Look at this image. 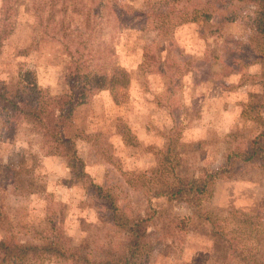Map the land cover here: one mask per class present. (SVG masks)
<instances>
[{
	"label": "rangeland",
	"instance_id": "obj_1",
	"mask_svg": "<svg viewBox=\"0 0 264 264\" xmlns=\"http://www.w3.org/2000/svg\"><path fill=\"white\" fill-rule=\"evenodd\" d=\"M171 2L53 0L51 8L49 0H12L0 81L22 80L51 95L78 92L87 80L67 78L78 48L94 58L92 68L125 69L126 87L88 91L69 108L63 134L76 139L85 170L127 213L151 216L146 264H245L187 203L163 191L177 176L220 169L260 130L264 78L262 63L251 62L254 7L243 5L237 20L217 30L200 21L156 26L151 12ZM42 146L38 125L0 110V237L37 240L53 235L61 220L73 244L89 251L111 237L121 240L110 214L87 193L88 182L75 177L65 157L46 154ZM23 155L32 169L16 183L11 170ZM235 172L216 181L201 208L218 219L227 239L264 261V167L241 163ZM12 264L64 263L45 256Z\"/></svg>",
	"mask_w": 264,
	"mask_h": 264
},
{
	"label": "trees",
	"instance_id": "obj_2",
	"mask_svg": "<svg viewBox=\"0 0 264 264\" xmlns=\"http://www.w3.org/2000/svg\"><path fill=\"white\" fill-rule=\"evenodd\" d=\"M171 4L151 12L154 19L159 21L156 26L162 25V28L170 29L190 21H200L208 28L217 30L223 28L226 23L237 20L243 5L254 7L256 28L253 39L256 40V44L252 49L251 62L262 63L264 78V0H198L193 3L190 0H172ZM13 7L12 0H3L0 52L3 42L13 30ZM49 7H53V0H49ZM60 27L62 33L68 35L70 29L68 22L62 20ZM67 49H70L69 46ZM76 52L79 55L71 57L67 78L75 84L87 80L80 83L78 92L73 89L70 93L51 95L42 88L24 83L22 80L16 83L0 81V110L20 115L38 125L43 141L42 150L46 154H59L65 157L75 177L88 182L87 193L100 202L97 204L99 207H104L107 211L106 215L110 214L111 227L121 240L116 242L111 237L99 250L89 251L85 246L73 244L72 239L63 229L64 222L60 220L62 224L54 225L53 235L40 237L37 240L26 237L16 239L14 234L0 237V264L35 261L45 256L55 258L64 264H146L147 262L149 253L147 249L151 248L149 245L151 216L127 213L110 188L98 184L87 173L85 170L87 163L78 150L76 139L65 136L62 130L63 125L71 121L69 108L75 99L83 101L82 94H90L103 87H126L130 80L129 74L123 68H114L110 73L101 72V66L91 67L94 58L85 57V54L80 53L79 48ZM259 124V132L247 141L245 148L237 147L227 157L223 167L215 171H204L201 174L193 172L190 175L177 176L176 181L167 185L163 191L169 199L187 203L193 210L192 216L208 222L212 235L217 240L229 242L231 252L245 264H264V261L256 255L250 256V252L235 243V240L232 242V238L227 239L228 233L225 232V228L218 223L216 217L204 211L201 204L205 198L212 196L216 181L234 177L238 164L264 167V116L259 118ZM20 158L17 167L11 170V176L15 177L16 183L24 181L23 177L32 169L24 155Z\"/></svg>",
	"mask_w": 264,
	"mask_h": 264
}]
</instances>
